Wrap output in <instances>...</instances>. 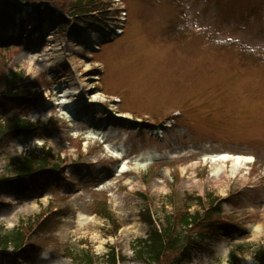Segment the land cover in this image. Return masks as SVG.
I'll return each instance as SVG.
<instances>
[{
    "label": "rangeland",
    "instance_id": "1",
    "mask_svg": "<svg viewBox=\"0 0 264 264\" xmlns=\"http://www.w3.org/2000/svg\"><path fill=\"white\" fill-rule=\"evenodd\" d=\"M111 1L99 0L94 7L111 6L107 13L86 17L99 23L97 32L83 25L80 34L64 32L49 15L37 31L39 20L30 10L23 13L29 19L26 35L17 28L0 32L1 77L16 71V56L52 50L54 38L62 47L61 55H52V67L40 62L29 71L21 66L28 77L23 85L36 99L4 115L0 110V122L27 117L39 123L0 146V179L16 178L19 156H42L48 149L56 160L59 157L52 163L60 164L61 176L44 190L0 193L6 204L0 230L36 225L52 210L68 209L70 215L57 217L49 230L35 227L25 232L26 244L33 242L49 253V259L35 257L27 264H77L73 255L87 253L99 258L98 264H108L111 247L124 259L117 264H145L134 253L138 240L146 239L150 230L141 214L145 207L160 218L188 206L192 213H201L191 198L207 202L231 195L223 213L244 235L230 229L228 236L225 232L216 241L207 239V250L195 252L193 264H228L229 252L236 247L242 249L241 264H258L254 252L264 247V0ZM123 10L128 20L121 24ZM118 24L126 30L121 36L114 34ZM8 60L11 66L5 65ZM101 62H106L105 73L99 71ZM33 81L37 84L32 87ZM113 95L123 102L113 104ZM65 97L73 104L72 113L60 105ZM171 109L185 111L187 119L179 116L176 124L167 123ZM142 113L152 115L156 126L162 122L172 127H152L151 120L140 118ZM94 128H107L112 149L143 158L142 165L153 160V167L132 166L122 174L99 154L102 149H90L94 141H88L90 148L80 147L74 136ZM223 152L251 155L260 162L243 164L240 172L225 166L220 183L214 177L215 165L205 166L202 160ZM130 177L139 183L131 185ZM161 177L164 190L155 185ZM101 208L112 220L104 219ZM80 214L92 223L78 226ZM259 225L258 237L253 227ZM0 264L18 263L7 257Z\"/></svg>",
    "mask_w": 264,
    "mask_h": 264
},
{
    "label": "trees",
    "instance_id": "2",
    "mask_svg": "<svg viewBox=\"0 0 264 264\" xmlns=\"http://www.w3.org/2000/svg\"><path fill=\"white\" fill-rule=\"evenodd\" d=\"M38 0H0V29L3 31L17 27L16 14L24 6L33 5ZM51 4L50 14L55 16V10L63 12L74 18L69 20L65 15H56L63 31L73 29L71 25L76 24L78 13L82 10L88 11L87 5L94 4V0H46ZM39 10L38 13H42ZM41 15V14H40ZM27 21L22 20L21 26H26ZM91 26V24L89 25ZM5 65H8L6 62ZM1 75V74H0ZM23 71L10 70L7 74L0 76V110L5 112L14 108H21L26 103L36 99L30 89L25 88L23 82L27 79ZM36 81L31 82L30 86H35ZM30 88V87H29ZM33 99V100H32ZM36 101L34 102V105ZM37 124L31 123L27 119L20 117L13 118L7 122L0 123V146H6L11 140H14L22 132L34 130ZM51 150H46L42 156H35L32 153L25 156H19V165L16 167L17 176L15 179H0V193H19L26 195L28 191H37L53 184L56 177V169L60 168L58 163H52L55 159L51 155ZM195 199V200H194ZM202 205L201 199L191 198V202ZM195 201V202H194ZM233 204L236 202L232 201ZM5 202L0 201V212L3 211ZM221 203L214 206L212 200L209 207L203 208L202 213L190 212V207L183 212H176L167 215L164 218L155 216L149 207L142 211L145 223L149 226V233L146 239L138 240L135 245V255L139 260L147 264H186L191 262V255L195 249L201 247L200 238L215 240L224 230L227 229V222L220 217ZM203 207V206H202ZM105 208H101V215L108 221L112 220V214H107ZM63 212H51L45 217H39L36 225L23 224L21 227L12 231L0 230V258H12L14 261L25 263L31 259L43 255L41 251L45 249L33 242H27L26 231L37 227L40 231L49 230V226L54 225L55 219L65 214ZM56 215V216H53ZM226 220H228L226 218ZM56 227V225H55ZM119 228V227H118ZM115 228L114 234L118 231ZM196 232V235L193 233ZM12 248V250H10ZM242 249L236 247L230 252L229 264L238 263V252ZM108 264H116L123 259L112 249L106 256ZM254 257L258 264H264V247L254 252ZM77 264H95L97 258H92L89 254L73 255Z\"/></svg>",
    "mask_w": 264,
    "mask_h": 264
},
{
    "label": "bare ground",
    "instance_id": "3",
    "mask_svg": "<svg viewBox=\"0 0 264 264\" xmlns=\"http://www.w3.org/2000/svg\"><path fill=\"white\" fill-rule=\"evenodd\" d=\"M56 42L57 41L55 40V38L50 42V45H53L52 50L48 49L49 48L48 47L47 49H45L43 51H39L37 53L34 52L31 54H25L23 56L22 55L17 56L14 61L17 64L22 65L26 70H29V71H31L33 68H37V66L40 64V62L42 64L45 63L44 67H52V63H51L53 61L52 55H54V54L61 55L60 51L62 50L61 46H58L55 44ZM50 51H52L53 54L50 53ZM67 93H69V92H67ZM96 98H99V96H96ZM60 105H63V107H68L67 109L70 111V113H72L73 104L71 101H69V98L65 97V100L62 101V103ZM89 144L90 143L87 142L85 144V146H88ZM107 149L112 155H114L116 157H122L123 156V154L112 149L109 145L107 146ZM209 159H211V158H209V157L205 158V160H207V161ZM252 159H253L252 157L246 156V155L235 156V155L224 154V155L213 156L212 157V164L215 165L214 177H215L216 181L221 183V181L218 178V176L220 177V174L223 175L225 178V175L223 174V166L220 163L221 161L222 162L223 161L224 162L230 161L232 163V172H235L241 167V165L252 162ZM146 161H149V160H146ZM120 168H121L120 172H123V173L129 170L127 163H124L122 167L120 166ZM167 172H168L167 170H164V173L162 175L165 177ZM164 177H161L160 181H158L155 184V185H158L159 188L162 190H164L166 188V183H165ZM128 180H129V183L131 185H137V183H139V180L137 179V177H130ZM90 223H92V221L89 222V218L84 216V215H79L77 217L78 226H81V227L87 226ZM253 231H254L255 236L259 237L262 233V225L253 227Z\"/></svg>",
    "mask_w": 264,
    "mask_h": 264
}]
</instances>
